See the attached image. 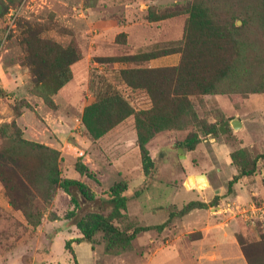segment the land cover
Instances as JSON below:
<instances>
[{
	"label": "rangeland",
	"instance_id": "obj_1",
	"mask_svg": "<svg viewBox=\"0 0 264 264\" xmlns=\"http://www.w3.org/2000/svg\"><path fill=\"white\" fill-rule=\"evenodd\" d=\"M190 1L0 0V147L8 144L14 136L15 131L10 123L15 120L22 137L59 150L62 177L68 176L71 169L77 174L73 167L77 155H74V149L68 148L66 139L84 147L87 155L82 159L103 169H99L101 175L97 177L87 165L95 179L81 175L79 180L86 183L97 197L107 198L109 187L114 182L123 177L128 180L130 189L123 192H129L126 216L115 221L122 229L142 225L137 219V199L144 189L148 188L151 194H155L159 188V193L163 191L161 200L172 197L181 206L184 201L194 199L191 193L184 191L188 189L187 185L189 189H194L195 183L199 182L196 188L209 190L210 193L223 187L222 203L231 204L235 211L239 229L235 235L238 233L245 240L255 241L264 233V212L261 213V210L264 211V197L253 200L261 210L256 212L251 222L242 213L250 205L232 202L227 192V182L233 176L231 171L236 170L229 167L231 151L243 149L251 158L264 154V91H248L262 81L264 74V37L258 7L261 0H207L216 21L228 26H240L243 19L249 20L242 30L243 38L250 42L248 59L244 65L247 70L242 73V77L231 82L225 81V88L230 90L227 93L190 97L197 118L219 128L228 124L230 133L201 134V141L195 149L188 151L182 148L184 157H180V143L188 132L196 130L193 122H186L189 118L182 116L172 125L154 131L145 143L153 162L151 171L145 174L134 114L96 140L90 139L81 123L85 106L106 92L120 93L137 113L150 108L147 92L129 87L121 73L126 68L153 67L150 60L138 58L134 61L111 62L107 58L178 48L182 43L188 16L185 10ZM174 12L177 13L172 16L151 19ZM31 32L35 33V37L55 41L64 47L75 46L80 52V58L70 65V80L51 96L55 108L47 106L36 94L35 78L23 39ZM171 54L173 60L167 66L176 65L180 60V53ZM13 107L21 112L18 117ZM145 115L138 113L141 119ZM233 119L241 120L243 124L233 129ZM54 125L59 129L53 128ZM72 136L74 139H71ZM209 138H214L218 145L209 142ZM61 140H65V143L61 144ZM51 142L55 147L50 145ZM258 162L256 168L264 172V158H258L256 164ZM199 173L208 175L213 184L212 189L202 179L186 182L188 175ZM142 175L145 176L143 181ZM261 181L264 182V177ZM216 194L218 192L212 197ZM28 199L31 204L29 211L41 214L36 225L29 223L19 210L12 209L0 182V264H73L70 249L78 264H145L153 252L158 251L167 257L175 252L176 244L186 246L187 240L199 235V232L184 236L180 233V237H173L163 230L166 224L161 230H149L148 236L143 239L135 237L130 249L119 253L104 252L101 233L95 234L91 244L84 241L75 245L71 241L67 249L65 243L69 235L63 233L56 239L58 231L67 230L73 238H76V233L81 236L75 225L70 227L72 221L65 218L66 212L73 208L70 196L62 189H57L48 203L36 193L28 195ZM95 206L84 204L83 208ZM169 209L177 210L174 206ZM159 213L147 219L159 221L165 212ZM172 238L176 240L174 244L169 243Z\"/></svg>",
	"mask_w": 264,
	"mask_h": 264
},
{
	"label": "trees",
	"instance_id": "obj_2",
	"mask_svg": "<svg viewBox=\"0 0 264 264\" xmlns=\"http://www.w3.org/2000/svg\"><path fill=\"white\" fill-rule=\"evenodd\" d=\"M259 13L260 27L264 37V0H261ZM5 9L2 11L3 14ZM188 13L184 25L182 43L178 48L161 52H143L122 57H109L108 61H142L171 54L180 53L176 65L161 67H134L122 69L126 84L132 88H140L147 92L151 106L138 113L146 114L141 119L138 113L118 92L104 93L92 103L85 106L81 115V123L91 140H96L112 130L130 115H135L137 143L140 150L142 169L148 174L153 162L145 147V143L153 136L154 131L172 125L177 119L186 116V122H193L195 131H190L180 143V147L191 151L201 141L200 135L228 134L229 125L221 128L206 120L197 118L190 97L205 94L227 93L225 81L231 82L242 77L247 70L248 39L243 38L242 30L249 24L243 19L240 26H228L213 18L212 7L207 0H192L185 10ZM153 16L152 20L175 15ZM24 45L35 78L36 94L50 108H55L52 94L56 93L71 78L70 65L80 58L75 46H62L59 43L35 37L31 32L24 36ZM264 54V43L262 44ZM262 81L248 91H264V74ZM28 107V105L26 104ZM15 116L21 112L13 107ZM176 125V124H173ZM14 136L9 143L0 147V182L8 196V204L19 210L29 223L37 224L41 214L29 211L28 195L36 193L45 203L50 202L57 189H62L70 196L73 208L66 212L65 218L72 221L81 232L80 238L68 240L67 249L72 241L93 243L97 233L102 234L105 253H119L130 249L131 242L141 232L152 229L161 230L175 216H183L194 208H206L217 204L219 195H214L208 203L189 201L179 210L170 211L167 221L155 225H133L122 229L115 221L126 216L128 197L123 194L128 188V180L123 178L114 182L108 190V197H97L91 188L78 179L61 176L59 150L22 137L21 130L15 120L10 123ZM79 153L73 167L80 175L95 179L92 170L82 161ZM231 163L238 167V172L227 182V192L232 191L233 184L241 176L253 175L256 172V161L264 158V154L251 158L243 149L229 153ZM84 204H96L95 208L84 209ZM82 210V211H81ZM80 211V213H79ZM34 217V219H33ZM237 242L245 257V264H264V233L258 240H245L236 234ZM73 264H78L74 252L70 249Z\"/></svg>",
	"mask_w": 264,
	"mask_h": 264
},
{
	"label": "crops",
	"instance_id": "obj_3",
	"mask_svg": "<svg viewBox=\"0 0 264 264\" xmlns=\"http://www.w3.org/2000/svg\"><path fill=\"white\" fill-rule=\"evenodd\" d=\"M172 57V54H166L149 60L151 66L161 67L169 65V62L173 60ZM239 121L242 125L243 121ZM53 128L57 130L59 129L55 125ZM71 139H74V137L72 136ZM64 141L61 140L60 143H65ZM208 141L214 143V145L217 144L216 141L214 142V138H209ZM73 142L71 143L66 139V144L68 145V148L70 146L71 149H74V152H76V154L74 155L76 156L79 153H82V156L84 158V156L87 155L86 149L82 146H78ZM50 145L54 146V143L51 142ZM83 162L88 165L93 171H95L97 177H99V169H103L102 167L99 168L95 166L96 164L90 165L86 162V160H83ZM259 163L260 162L256 164L257 167ZM229 167H234L236 169L231 171V175H234L238 172L235 165L231 162L229 163ZM263 175L264 172L261 170L258 171V168H256V172L253 175L241 176L237 180V182L233 184L232 191L230 192L229 198L232 200V202L236 201L241 204L244 203L257 206L253 202V200L256 198L264 197V182L261 181V178L264 177ZM66 177L79 180L81 175L78 172L77 174L73 173L71 169L70 174ZM206 178L209 183L208 188L212 189L213 184L208 175H206ZM141 179L143 181L145 179V176L142 175ZM194 186V189H189V185H187L188 189L183 188L185 192L191 193L194 196V199H190L189 201L193 200L208 203L210 198L212 197V194L218 192L219 203L212 206H208L206 208H194L187 214L180 217L175 216L171 219V221L163 230H167V232H169L173 237L175 235H177L176 237H178V234L180 233V235L184 236V234H193L199 232V235L195 236L190 240H187L186 246L176 244L175 252L167 257L160 255L161 253H159L158 251L153 252L149 255V257L147 258V263L145 264H245V257L241 252L240 246L235 236V232H238L239 230H237L238 224L235 219V211L231 204L227 203L226 205H223L222 203L221 195L223 193V187H221L222 189H216L215 191L210 193L209 190H200L196 188V185ZM128 188L130 189L129 185ZM159 191L160 190L158 188L155 194H151V191L147 188L142 190V192L138 196L137 219L144 226L155 225L164 222L168 218L169 212L171 211L169 209L170 206H174L177 210H179L184 204L189 202L184 201L185 203L179 206L173 201L172 197H166V199L163 201L161 200V198L163 197V191L160 193ZM124 195L129 197V192H125ZM127 202H129V199L127 200ZM128 205L129 204L127 203V207ZM159 212H165L161 216V219H159V221H151L147 219L151 215H160ZM72 225L74 224H71L70 227ZM178 231L179 233H177ZM63 233H67L69 235L68 237H66V239H75L73 238L74 236L70 235L67 230L58 231L55 238L57 239ZM148 234L149 231H145L139 233L136 237L137 239H143L144 237H147ZM81 236L80 234H75L76 238H80ZM175 242L176 240L172 238L169 243L174 244ZM74 243H76L75 245L79 244L77 242Z\"/></svg>",
	"mask_w": 264,
	"mask_h": 264
},
{
	"label": "water",
	"instance_id": "obj_4",
	"mask_svg": "<svg viewBox=\"0 0 264 264\" xmlns=\"http://www.w3.org/2000/svg\"><path fill=\"white\" fill-rule=\"evenodd\" d=\"M231 126L233 129H237L241 126V122L237 119H233L231 121ZM178 152L180 153V157H184V155L182 154L183 153V149L181 147L178 148ZM200 179H206L205 180V183L207 185H209L208 181H207V178H206V175L204 173H199V174H195V175H188L187 177V183H191V182H194V181H198ZM197 186H199V182H196L195 183Z\"/></svg>",
	"mask_w": 264,
	"mask_h": 264
},
{
	"label": "built area",
	"instance_id": "obj_5",
	"mask_svg": "<svg viewBox=\"0 0 264 264\" xmlns=\"http://www.w3.org/2000/svg\"><path fill=\"white\" fill-rule=\"evenodd\" d=\"M259 210H261V208H258L256 206L250 205L249 208H247V209L244 208L242 210V213L244 214V217L246 219H248L249 221L253 222L254 215H256L257 214L256 212L259 211ZM261 211H262L261 213L264 212L263 210H261Z\"/></svg>",
	"mask_w": 264,
	"mask_h": 264
},
{
	"label": "bare ground",
	"instance_id": "obj_6",
	"mask_svg": "<svg viewBox=\"0 0 264 264\" xmlns=\"http://www.w3.org/2000/svg\"><path fill=\"white\" fill-rule=\"evenodd\" d=\"M203 180H205V179H202L201 181H203Z\"/></svg>",
	"mask_w": 264,
	"mask_h": 264
}]
</instances>
